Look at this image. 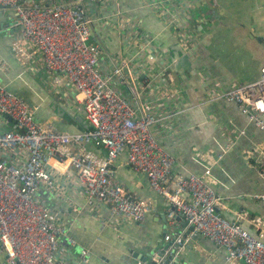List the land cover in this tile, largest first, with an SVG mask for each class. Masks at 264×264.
I'll return each instance as SVG.
<instances>
[{
	"label": "crops",
	"instance_id": "obj_1",
	"mask_svg": "<svg viewBox=\"0 0 264 264\" xmlns=\"http://www.w3.org/2000/svg\"><path fill=\"white\" fill-rule=\"evenodd\" d=\"M64 1L92 19L87 42L97 52L101 71H109L118 59L129 60L136 88L157 114L167 113L170 106L183 107L152 127L156 141L175 156L174 172L199 173L202 167L194 159L215 160L209 183L222 198L221 214L250 232H264V200L253 197L263 191L258 171L264 163V131L237 104L216 98L220 91L254 81L264 64V0ZM11 15L0 11V82L27 101L35 120L63 132L86 128L73 87L66 81L53 83V75L42 70L40 54L18 42ZM118 88L129 99L125 85ZM10 129L12 123L0 114V131ZM85 148L103 155L102 148ZM124 162L121 153L111 165L121 187L149 200L155 210L139 223L115 222L105 206L93 207L71 178L51 170L54 190L40 188L37 196L46 205L52 203L75 240L72 246L62 242L57 258L73 261L79 244L88 251L81 264H138L132 254L150 257L162 249L163 234L184 225L177 216L168 222L166 201ZM49 163L59 171L70 170L67 159ZM173 260L242 264L225 262L223 249L205 237L192 238Z\"/></svg>",
	"mask_w": 264,
	"mask_h": 264
},
{
	"label": "built area",
	"instance_id": "obj_2",
	"mask_svg": "<svg viewBox=\"0 0 264 264\" xmlns=\"http://www.w3.org/2000/svg\"><path fill=\"white\" fill-rule=\"evenodd\" d=\"M2 10L12 13L18 42L40 54L42 70L53 75V83L66 81L73 87L87 127L63 132L35 120L27 101L0 82V114L13 125L0 131V264L86 262L88 251L79 244L73 261L56 256L62 242L72 246L75 240L69 235L68 222L57 218L37 196L40 188L54 190L51 170L71 178L85 199L93 207L105 206L115 222L139 223L146 213L155 212L149 200L135 198L115 177L111 165L121 153L124 163L166 201L168 222L173 223L176 216L184 222L179 230L163 234L160 254H150L153 264L173 263L194 237H205L223 249L225 262L264 264L263 230L250 232L219 210L222 198L209 183L210 166L217 165L216 161L194 159L201 172L176 174L175 156L156 141L152 127L181 113V105L157 114L136 88L129 60L118 59L109 71H101L97 52L87 42L92 19L75 4L0 0ZM119 84L125 85L129 99ZM216 98L237 104L264 131V64L254 81L220 91ZM86 145L102 148L103 155L91 153ZM50 159H67L70 170L59 171ZM258 178L263 191L253 197L264 200V163Z\"/></svg>",
	"mask_w": 264,
	"mask_h": 264
},
{
	"label": "water",
	"instance_id": "obj_3",
	"mask_svg": "<svg viewBox=\"0 0 264 264\" xmlns=\"http://www.w3.org/2000/svg\"><path fill=\"white\" fill-rule=\"evenodd\" d=\"M7 120L10 121L9 118H7ZM150 254H151V252H150ZM158 254H160V252H157V255ZM132 257L139 259L138 261L140 262V264H153L150 257L139 256L137 254H132ZM0 262H1V259H0ZM176 263H177V261L173 260V263H171V264H176ZM162 264H167V260H164V262Z\"/></svg>",
	"mask_w": 264,
	"mask_h": 264
},
{
	"label": "rangeland",
	"instance_id": "obj_4",
	"mask_svg": "<svg viewBox=\"0 0 264 264\" xmlns=\"http://www.w3.org/2000/svg\"><path fill=\"white\" fill-rule=\"evenodd\" d=\"M187 43L189 44V41H187ZM47 207L52 208V203L50 201L47 203Z\"/></svg>",
	"mask_w": 264,
	"mask_h": 264
},
{
	"label": "clouds",
	"instance_id": "obj_5",
	"mask_svg": "<svg viewBox=\"0 0 264 264\" xmlns=\"http://www.w3.org/2000/svg\"><path fill=\"white\" fill-rule=\"evenodd\" d=\"M151 258V257H150ZM1 261H2V258H1Z\"/></svg>",
	"mask_w": 264,
	"mask_h": 264
},
{
	"label": "bare ground",
	"instance_id": "obj_6",
	"mask_svg": "<svg viewBox=\"0 0 264 264\" xmlns=\"http://www.w3.org/2000/svg\"><path fill=\"white\" fill-rule=\"evenodd\" d=\"M262 109V107H260Z\"/></svg>",
	"mask_w": 264,
	"mask_h": 264
}]
</instances>
